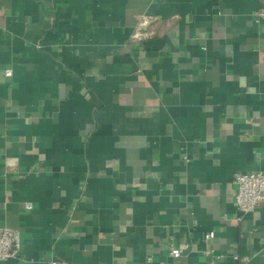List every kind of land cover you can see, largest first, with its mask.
<instances>
[{
    "label": "crops",
    "instance_id": "0c3cea01",
    "mask_svg": "<svg viewBox=\"0 0 264 264\" xmlns=\"http://www.w3.org/2000/svg\"><path fill=\"white\" fill-rule=\"evenodd\" d=\"M262 6L0 0V264H264Z\"/></svg>",
    "mask_w": 264,
    "mask_h": 264
},
{
    "label": "built area",
    "instance_id": "2783aa9c",
    "mask_svg": "<svg viewBox=\"0 0 264 264\" xmlns=\"http://www.w3.org/2000/svg\"><path fill=\"white\" fill-rule=\"evenodd\" d=\"M258 15L264 21V0ZM148 37H150L149 32L137 31L133 35V40L139 41ZM5 74L11 78L13 76V70L9 68ZM234 182L237 185L236 204L241 212H251L258 204L264 203V170L252 173L238 172L235 175ZM31 206L32 204H28V207L31 208ZM214 236V231L206 234L207 239L213 238ZM20 248V231L8 226H0V262L17 256ZM170 253L173 257H181L183 254L182 248L174 242L170 244ZM60 263V261L55 259L51 261V264Z\"/></svg>",
    "mask_w": 264,
    "mask_h": 264
}]
</instances>
